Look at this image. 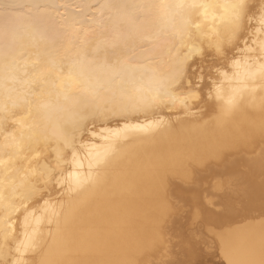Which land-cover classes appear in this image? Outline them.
<instances>
[{
  "label": "bare ground",
  "instance_id": "bare-ground-1",
  "mask_svg": "<svg viewBox=\"0 0 264 264\" xmlns=\"http://www.w3.org/2000/svg\"><path fill=\"white\" fill-rule=\"evenodd\" d=\"M182 216L264 264V0H0V264L211 258Z\"/></svg>",
  "mask_w": 264,
  "mask_h": 264
},
{
  "label": "rangeland",
  "instance_id": "rangeland-1",
  "mask_svg": "<svg viewBox=\"0 0 264 264\" xmlns=\"http://www.w3.org/2000/svg\"><path fill=\"white\" fill-rule=\"evenodd\" d=\"M185 215H186L187 217L192 218L191 216H188V213H186ZM185 215H184V216H185ZM186 216H185V217H186ZM190 218H186L187 222L189 221L188 219H190ZM183 219H184V218H183V216H182V218H181V220H182L181 223L186 222V220L184 219V220H185V221H184ZM192 219H194V218H192ZM199 220H200V219H199ZM199 220H198V222H199ZM194 221H195V219H194ZM194 221H193V222H194ZM201 221H202V220H201ZM201 221H200V222H201ZM193 222L191 223V221H190V223H191L192 225L195 224V226L198 228V230H197V228H196V229L194 228L197 232H196V231L192 232L193 228L190 226L191 224L183 223V225H185V226L188 225L189 227L186 226L187 228H190V227H191V228H192L191 232H192V233H197L198 237H200V241L202 240V241L200 242V245H198V246H200V250H202L201 248H203V250L205 249L204 252H205L206 254H208V252L211 250L210 248H212V250H213V248H214V250H213V251L211 250L212 252L210 251V253L208 254V256L211 255L212 257L210 258V256H209V258H208V257L205 258V256H204L205 260H207L206 262H205V260L203 261L204 258H203V259H200V258H195V259H193V258H191L190 256H189V257H190L191 259H193V261H191V260H187L188 257H187V254H185L186 252H185V251H182L183 247H182V246H181V247H179V246L174 247V246H173L174 248L172 247V249H170V252H171L170 255H171L172 259H170V261H168L167 259H165V260H160L159 264H173V261H174V264H187L188 262H189L188 264H202V263H203V264H205V263H206V264H207V263H210V264H218V263H220V262H224V261L222 260L221 256H219V253H217V251H218L217 248H215V247H216V241L213 239V237L211 236V234H208V232H207V233L205 232L206 230H207V231L214 230V229H213L214 226H212V225H211V226H210V225L208 226V225L206 224L207 226H204V228H203V226H202V225H204L203 221H202V224H201L200 222H199V224H196L197 222H194V223H193ZM188 223H189V222H188ZM197 225H199V226L201 227V229H200L199 226H197ZM206 227H207L208 229H206ZM202 228H203V229H202ZM205 229H206V230H205ZM186 230H189V229H186ZM186 230H184L185 233H186ZM200 231H201L202 233L204 232V235H205V236H204L203 234L201 235V234L199 233ZM189 232H190V231H189ZM189 232H188V233H189ZM191 232H190L189 234H191ZM209 233H210V232H209ZM206 234H208V235H209L210 237H212V238H210V237H209L208 235H206ZM186 235H187V233H186ZM199 235H200V236H199ZM203 236H204V237H203ZM206 236H207V238H206ZM212 240H213V241H212ZM198 241H199V238H198ZM203 241H204L205 243H204ZM214 241H215V242H214ZM202 242H203L204 244H202ZM210 242H211L212 244H211ZM209 243H210L211 245H209ZM198 244H199V243H198ZM204 246H205V247H204ZM209 246H210V248H208L207 251H206V248L209 247ZM215 249H216L217 251H216ZM203 250H202V251H203ZM208 250H209V251H208ZM172 252H173V253H172ZM183 252H185V253H183ZM213 252H214V253H213ZM212 253H213L214 255H215V254H216V255L214 256ZM184 254H185L186 256H185ZM206 254H204V255H206ZM217 254H218V256H217ZM201 258H202V257H201ZM207 258H208V259H207ZM220 258H221V259H220ZM188 259H189V258H188ZM212 259H213V260H212ZM219 259H220V260H219ZM172 260H173V261H172ZM176 260L179 261V262H177ZM186 260H187V263H185ZM210 260H211V261H210ZM157 261H158V260H157ZM190 261H191V262H190ZM220 264H222V263H220Z\"/></svg>",
  "mask_w": 264,
  "mask_h": 264
},
{
  "label": "snow or ice",
  "instance_id": "snow-or-ice-1",
  "mask_svg": "<svg viewBox=\"0 0 264 264\" xmlns=\"http://www.w3.org/2000/svg\"><path fill=\"white\" fill-rule=\"evenodd\" d=\"M196 6H197V5H195V4L192 5V7H196ZM205 7H207V6H205ZM235 7H241V5H236ZM235 19H236V20L239 19V14H238V13L235 15Z\"/></svg>",
  "mask_w": 264,
  "mask_h": 264
}]
</instances>
